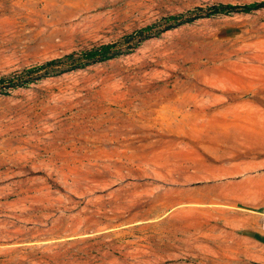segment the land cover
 <instances>
[{
	"label": "rangeland",
	"instance_id": "1",
	"mask_svg": "<svg viewBox=\"0 0 264 264\" xmlns=\"http://www.w3.org/2000/svg\"><path fill=\"white\" fill-rule=\"evenodd\" d=\"M257 1L0 0V264H264Z\"/></svg>",
	"mask_w": 264,
	"mask_h": 264
},
{
	"label": "trees",
	"instance_id": "2",
	"mask_svg": "<svg viewBox=\"0 0 264 264\" xmlns=\"http://www.w3.org/2000/svg\"><path fill=\"white\" fill-rule=\"evenodd\" d=\"M264 6V1L260 0L257 2H253L250 4H244V5H230V4H225V3H220L218 5H215L214 7H212L213 10H241V11H247L250 9H254L257 8L258 6ZM170 18H176L175 16L173 17H167L165 19H170ZM150 28V25L138 29L137 31H134L132 33H129L127 35L124 36V40H131L133 38V36L135 34H137L138 36H140V34L142 33V31L148 30ZM169 28V27H167ZM116 53H119L118 48L116 47V43L115 41H113L112 43H105V44H100L98 46L93 47L92 49H88L86 51H81L79 52V56L81 58H84L85 60L88 59H98V60H105V59H109L111 58L113 55H115ZM63 59L65 60H72L74 59L73 53L67 54L63 57ZM62 61V58H56V59H51L48 61H45L44 63H42L41 65H38L36 67H31L25 70V72H30L32 70H37V69H43L46 67H49L51 65H54L56 62H60ZM5 78L4 77H0V81L2 82ZM10 84H15L13 82L10 81ZM21 84V83H20Z\"/></svg>",
	"mask_w": 264,
	"mask_h": 264
},
{
	"label": "crops",
	"instance_id": "3",
	"mask_svg": "<svg viewBox=\"0 0 264 264\" xmlns=\"http://www.w3.org/2000/svg\"><path fill=\"white\" fill-rule=\"evenodd\" d=\"M203 152L205 154H207V156L209 157V159H208L209 163L208 164L213 166V170L215 172L214 178L206 179L205 185H207V186L219 185L220 183H222V180H220V178H223V176L224 177L231 176L229 170H237V172L232 173V174H237L235 177V180L232 183L234 185H240L241 184V186H242V184L245 183L244 182L245 180H246V182H250V180L259 179V177L263 178V183H264V170L263 171L259 170V172L248 174L246 176V178L240 177V175L241 176L243 175V172H245L246 170H249L248 167H250L253 163L237 162L234 164H225L224 160L222 159V157L218 153L207 152L205 150H203ZM199 160H200V162H205V160L200 158V157H199ZM244 169H246V170L243 171ZM201 183H203V184H201ZM191 186L192 187H203L204 182L203 181H197L196 183H194V185L191 184ZM248 190L251 193V195L258 194L257 190H255L252 185L248 184ZM263 195H264V187H263ZM261 201L263 203V211H264V196H263V199Z\"/></svg>",
	"mask_w": 264,
	"mask_h": 264
}]
</instances>
